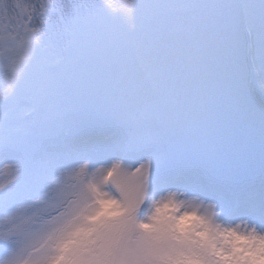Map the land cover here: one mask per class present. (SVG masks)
I'll use <instances>...</instances> for the list:
<instances>
[{
    "label": "snow or ice",
    "instance_id": "obj_1",
    "mask_svg": "<svg viewBox=\"0 0 264 264\" xmlns=\"http://www.w3.org/2000/svg\"><path fill=\"white\" fill-rule=\"evenodd\" d=\"M0 264H264V0H0Z\"/></svg>",
    "mask_w": 264,
    "mask_h": 264
},
{
    "label": "rangeland",
    "instance_id": "obj_2",
    "mask_svg": "<svg viewBox=\"0 0 264 264\" xmlns=\"http://www.w3.org/2000/svg\"><path fill=\"white\" fill-rule=\"evenodd\" d=\"M120 3H122V0H120L119 4H120ZM260 86H261V81H260L259 77H257L256 80H255V87H256L257 89H259Z\"/></svg>",
    "mask_w": 264,
    "mask_h": 264
},
{
    "label": "trees",
    "instance_id": "obj_3",
    "mask_svg": "<svg viewBox=\"0 0 264 264\" xmlns=\"http://www.w3.org/2000/svg\"><path fill=\"white\" fill-rule=\"evenodd\" d=\"M113 3L119 4L120 0H112Z\"/></svg>",
    "mask_w": 264,
    "mask_h": 264
}]
</instances>
